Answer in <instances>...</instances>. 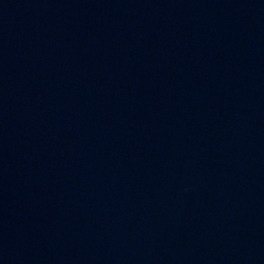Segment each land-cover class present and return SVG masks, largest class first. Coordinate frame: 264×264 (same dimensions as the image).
Here are the masks:
<instances>
[{"label":"water","instance_id":"95a60500","mask_svg":"<svg viewBox=\"0 0 264 264\" xmlns=\"http://www.w3.org/2000/svg\"><path fill=\"white\" fill-rule=\"evenodd\" d=\"M0 264H264V0H0Z\"/></svg>","mask_w":264,"mask_h":264}]
</instances>
